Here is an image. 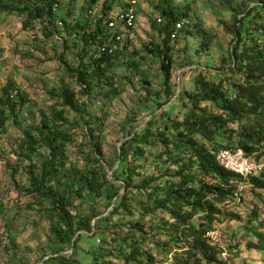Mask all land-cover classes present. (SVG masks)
<instances>
[{
  "label": "trees",
  "instance_id": "1",
  "mask_svg": "<svg viewBox=\"0 0 264 264\" xmlns=\"http://www.w3.org/2000/svg\"><path fill=\"white\" fill-rule=\"evenodd\" d=\"M131 1L0 0V13L27 17L25 29L41 32L46 41L60 39L64 45L69 39L76 41L80 63L73 74L90 102L80 104L76 92L63 82L61 110L51 121L26 131L21 146L20 157L31 161L33 202L49 221L51 237L41 264H154L150 248L168 253L170 246L182 256L175 264H225L219 259L223 251L207 238L223 216L220 206L236 200L240 186L264 191L263 172L247 182L217 161L223 149H241L250 159L264 157V0H223L224 9L233 14L228 49L195 30L191 0L187 5L161 0L157 9L163 21L153 29L162 42L145 46L161 64L163 80L155 92L156 104H148L149 98L140 100L127 115L126 141L113 156L105 158L100 144L88 145L85 163L78 168L67 162L65 146L70 136L57 120L74 112L90 130H85L86 138L101 134L91 124V100L108 86V97L118 94L115 73L125 68H116V62L132 41L130 33L118 42L120 33L110 30L108 23L117 15L116 5L120 13L125 12ZM178 22L184 23L183 28L173 39ZM190 40H199L201 47L185 48L188 64L194 66L198 58L203 65L193 70L194 86L179 91L173 73L177 47ZM105 46L116 49L105 53ZM128 67L138 70L140 64ZM226 74H231L227 80ZM235 74L241 80L234 84ZM15 91L10 84L0 97V136L8 131V109L15 113L30 102L27 94L16 96ZM177 108L183 112L174 118ZM0 147L5 163L6 150ZM35 157L41 158V165L34 163ZM197 215H201L198 223L194 222ZM260 217L255 212L252 222ZM255 233L260 242L250 243L249 249L264 255V233ZM163 237L168 240L165 244ZM7 238L14 246L15 236L8 231ZM67 250L71 257L64 255ZM11 264L29 263L13 256Z\"/></svg>",
  "mask_w": 264,
  "mask_h": 264
},
{
  "label": "rangeland",
  "instance_id": "2",
  "mask_svg": "<svg viewBox=\"0 0 264 264\" xmlns=\"http://www.w3.org/2000/svg\"><path fill=\"white\" fill-rule=\"evenodd\" d=\"M175 1L177 4L187 5V0ZM160 2L161 0H141L139 3V18L137 27L132 32V41H124L128 49L116 62V68H125L122 73H115L118 94L108 97L111 91L108 86L106 90L96 93L91 100V124L94 129H99L98 132L101 130L98 138L84 136L85 130H90L74 112L65 114L63 120H57L61 129L70 136L65 151L67 162L75 167H83L84 154L89 151L88 145L100 144L104 157H112L114 151L126 141L124 126L127 123V115L134 106L146 98H149L148 104H156L155 92L161 88L160 83L163 80L161 64L156 57L146 52L145 46L162 42L159 32L153 29L154 24L162 19L157 9ZM190 2L195 9V30L212 36L214 41L225 49L230 48L232 36L229 31L233 25V14L224 9L223 0ZM76 4L78 13L82 3L80 1ZM119 6H115L117 15L120 14ZM27 19L20 15L8 16L0 13V97L6 87L14 84L16 96L19 93L27 94L30 99L24 106L20 105L15 113L8 109V131L0 136V144L7 155L0 179V208L3 210L0 214V264H11L13 256L25 259L29 264H41L48 252L51 237L47 217L33 202L35 196L31 191L29 173L31 161L20 157L26 131L39 127L45 120L51 121L61 110L59 90L63 82L68 83L76 92L80 104L89 102V96L73 74L80 63L78 52L74 50L76 41L69 39L65 45L58 41L48 42L41 32L34 33L25 29ZM36 28L40 30V24H37ZM190 44L195 48L201 47L199 40L183 41L182 45L177 47L178 56L173 73L179 91L185 86H194V71L203 65L199 64L198 58L194 60V66L188 64L190 60L187 59L189 55L186 54L185 48H192ZM212 50L214 51L213 48ZM217 59H220V54ZM133 62L140 64L138 70L128 67ZM68 65L72 71H69ZM214 66L217 67L215 64ZM202 69L206 70L204 66ZM230 76L231 74H226L225 80ZM240 80V76L235 74L231 82L235 84ZM182 112V108H177L173 117H178ZM230 126L231 129L237 127ZM42 150L40 149V152ZM252 159L264 163V157ZM40 160L41 158L35 157L34 163L41 165ZM261 173L262 171L256 175ZM220 208L223 216L215 222L207 235L211 243L223 251L219 259L225 264H264V255L249 249L250 243L260 242L255 232L264 233V191L248 186L239 192L236 200ZM255 212L261 216L259 222H252ZM200 217L201 215H197L194 222L198 223ZM150 222L151 219H147V223ZM8 231L15 236L14 246L7 238ZM167 242V238L163 237L162 243ZM150 249L154 251V264H175V259L182 258L178 255L180 251L171 246L168 253ZM64 255L71 257L72 252L67 250Z\"/></svg>",
  "mask_w": 264,
  "mask_h": 264
},
{
  "label": "built area",
  "instance_id": "3",
  "mask_svg": "<svg viewBox=\"0 0 264 264\" xmlns=\"http://www.w3.org/2000/svg\"><path fill=\"white\" fill-rule=\"evenodd\" d=\"M140 1L141 0H132L130 7H128L125 12H121L116 15V17L108 23V28L110 30L120 33V35L117 36L118 42H122L126 35L132 33L136 29L139 18L138 8ZM58 8V6L55 7L56 10ZM159 23H162V19H160ZM183 24L184 23L182 22H178L176 24V30L172 33L173 39L177 37V31L183 28ZM59 28L63 29L64 24L60 23ZM58 41H60V39H58ZM115 49L116 46H105L102 51L112 54ZM217 161L220 166L236 174L240 178H243L247 182L250 181L258 172L264 171V163H258L250 159L241 149H223L218 154ZM3 169V151L0 147V178L2 176ZM244 188V186H240L239 192H242Z\"/></svg>",
  "mask_w": 264,
  "mask_h": 264
}]
</instances>
